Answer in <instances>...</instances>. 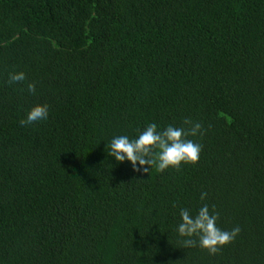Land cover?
Here are the masks:
<instances>
[{
  "label": "trees",
  "instance_id": "trees-1",
  "mask_svg": "<svg viewBox=\"0 0 264 264\" xmlns=\"http://www.w3.org/2000/svg\"><path fill=\"white\" fill-rule=\"evenodd\" d=\"M186 118L195 164L107 154ZM204 204L215 255L177 231ZM0 264H264V0H0Z\"/></svg>",
  "mask_w": 264,
  "mask_h": 264
},
{
  "label": "clouds",
  "instance_id": "clouds-1",
  "mask_svg": "<svg viewBox=\"0 0 264 264\" xmlns=\"http://www.w3.org/2000/svg\"><path fill=\"white\" fill-rule=\"evenodd\" d=\"M26 80L24 72H13L9 75V82H23ZM27 89L35 93V83H28ZM49 115L47 104L34 106L22 119V126L31 125L34 122L46 120ZM203 126L191 119H184L182 126L168 125L163 130H158L155 123H150L143 131L138 133L137 138L130 139L126 135L114 137L107 143V154L114 157L119 163L130 161L133 170L137 173H151L155 168L157 172H163L169 168L179 169L181 164H195L199 160L202 146L188 137L203 135ZM207 193L201 194L203 201ZM181 222L178 225V233L185 237L182 241L183 248L189 249L199 246L206 249L209 254L215 255L220 249L231 243L240 233L236 227L231 231L222 230L217 226L219 213L204 204L195 215L188 209L180 210Z\"/></svg>",
  "mask_w": 264,
  "mask_h": 264
}]
</instances>
